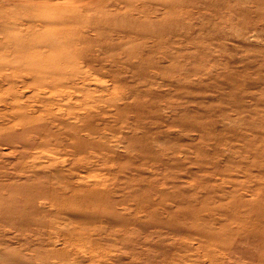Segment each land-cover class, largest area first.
<instances>
[{
    "label": "rangeland",
    "instance_id": "1",
    "mask_svg": "<svg viewBox=\"0 0 264 264\" xmlns=\"http://www.w3.org/2000/svg\"><path fill=\"white\" fill-rule=\"evenodd\" d=\"M0 264H264V0H0Z\"/></svg>",
    "mask_w": 264,
    "mask_h": 264
},
{
    "label": "bare ground",
    "instance_id": "2",
    "mask_svg": "<svg viewBox=\"0 0 264 264\" xmlns=\"http://www.w3.org/2000/svg\"><path fill=\"white\" fill-rule=\"evenodd\" d=\"M26 38H27V37H26ZM26 38H25V39H26ZM27 40H30V39L28 38ZM27 40H26V41H27ZM35 40H36V39H35ZM10 41H11V40H10ZM31 41H33V40L31 39ZM31 41H29V42H31ZM21 46H22V44H21ZM30 46H31V45H30ZM16 47H17V46H16ZM23 48H24V46H23ZM17 49H20V48H17ZM12 50H13V49H12ZM20 50H21V49H20ZM17 57H18V56H17ZM27 60H28V59H27ZM60 61H61V60H60ZM43 62H44V61H43ZM34 64H35V63H34ZM37 65H38V64H37ZM30 66H31V68H32L33 65H30ZM26 67H27V65H26ZM37 67H38V66H37ZM37 67H36V68H37ZM34 68H35V67H34ZM29 69H30V68H29ZM37 69H38V68H37ZM30 70H31V69H30ZM31 71H32V70H31ZM42 71H43V70H42ZM42 71H41V72H42ZM35 76H36V75H35ZM35 76H34V77H35ZM34 77H33V79L36 78V77H35V78H34ZM37 77H38V76H37ZM38 78H39V77H38ZM38 78H36V80H38ZM40 80H41V79H40ZM42 80H43V79H42ZM54 80H57V79H54ZM60 80H61V78H60ZM62 80H63V78H62ZM64 80H65V79H64ZM48 81H52V80H48ZM43 82H46V79H44ZM56 82H58V81H56ZM52 83H53V81H52ZM60 88H61V87H60ZM42 89H43V88H42ZM60 90H61V89H60ZM44 91H45V90H44ZM44 91H43V92H44ZM54 94H55V93H54ZM83 198H84V197H83ZM68 200H69V199H68Z\"/></svg>",
    "mask_w": 264,
    "mask_h": 264
}]
</instances>
